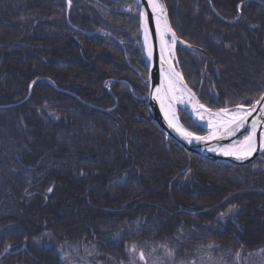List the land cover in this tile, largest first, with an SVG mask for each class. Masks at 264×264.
<instances>
[{"label": "trees", "instance_id": "16d2710c", "mask_svg": "<svg viewBox=\"0 0 264 264\" xmlns=\"http://www.w3.org/2000/svg\"><path fill=\"white\" fill-rule=\"evenodd\" d=\"M164 3L177 37L200 49L176 47L200 102L257 101L264 0ZM135 5L0 0V264H61L63 243L95 245L117 264L130 244L166 246L182 263L209 244L264 250V153L223 165L165 140L147 112Z\"/></svg>", "mask_w": 264, "mask_h": 264}, {"label": "water", "instance_id": "95a60500", "mask_svg": "<svg viewBox=\"0 0 264 264\" xmlns=\"http://www.w3.org/2000/svg\"><path fill=\"white\" fill-rule=\"evenodd\" d=\"M67 4L69 5V1ZM139 5V18H138V26H139V34L141 38V48L144 57V61L147 67V86L149 90V96L147 97V112L152 120V122L158 127V129L163 133L165 140H171L176 144L180 145L184 148L188 153L192 155L199 156L205 160H208L213 163L223 164V165H235V166H243L248 165L255 161L260 155L264 152L261 149V133H264V112H261V108L264 107V101H260L259 104L256 102L248 107L243 108L245 111H251V115L248 116L245 125L239 129L234 135L224 136L222 135V130L215 133L213 136H209L207 130L198 125L193 118L194 123L203 129L206 134L205 135H197L189 130H187L179 121L181 128L177 129L173 125L170 126L169 121L165 117L163 112V108L161 106V90L163 86V75L162 72L166 71L172 77L178 79L180 85L196 100L200 105H203L198 99V95L188 86L185 81L179 67L175 65V63L169 64L168 62L162 63L158 53V39L157 33L155 30V11L150 6V0H137ZM158 5H162L163 10L159 8L162 16L165 18L168 29L167 34L173 40V29L171 28L168 20V13L164 3V0H157ZM143 14V16H142ZM147 29V31H145ZM146 40L147 49L145 50L143 47V41ZM176 47H181L187 49L189 51H200L199 48L181 40L175 34V42H174V52ZM151 53V55H149ZM175 56V55H174ZM179 71V72H178ZM167 89V85L164 84ZM160 89V92L157 93V89ZM170 93V92H169ZM264 95V92L263 94ZM160 97L158 99L157 97ZM260 99V98H259ZM258 99V100H259ZM17 104L8 105L7 107H13ZM204 106V105H203ZM253 106L254 110H253ZM205 107V106H204ZM208 109L207 107H205ZM210 110V109H208ZM210 111H218V110H210ZM253 122L256 124V150L251 153V155L244 157L242 159H237L233 155H225L224 153H218L216 151L222 145H225L228 142L233 140H237L240 136H245L251 131V127ZM186 133H191V136H187ZM196 137H200L202 139H196ZM211 149V150H210Z\"/></svg>", "mask_w": 264, "mask_h": 264}, {"label": "rangeland", "instance_id": "374dc122", "mask_svg": "<svg viewBox=\"0 0 264 264\" xmlns=\"http://www.w3.org/2000/svg\"><path fill=\"white\" fill-rule=\"evenodd\" d=\"M168 38L172 40L169 35ZM174 63L176 64V56ZM233 143H237V141L233 140L224 146ZM46 239L47 241L49 240L48 237ZM197 250L196 257L192 262L182 263L175 261L174 253L166 246H137L130 244L127 246L126 264H264V250L251 253H221L212 244L200 247ZM170 252L172 255H169ZM57 253L61 264H117L115 260L106 256L95 245L73 246L68 243L58 244Z\"/></svg>", "mask_w": 264, "mask_h": 264}, {"label": "bare ground", "instance_id": "6f19581e", "mask_svg": "<svg viewBox=\"0 0 264 264\" xmlns=\"http://www.w3.org/2000/svg\"><path fill=\"white\" fill-rule=\"evenodd\" d=\"M157 21H159V27L157 25ZM154 23H155V30L158 39V53L160 60L162 61V63L168 62L169 64H172L174 63V59H175L174 43L173 40H170L168 38V34H167L168 24L165 18L162 16V13L160 12L159 8L155 10ZM162 44H163V48H162ZM143 47L145 50L147 49L146 40L143 41ZM163 80L164 82L161 90V99H163V112L165 114V110L168 111L169 116L167 120L169 121V119H172L173 121L172 125L177 129L181 128V125L179 123V118L177 115V107H181L186 111H188L190 116L193 118V120L198 125L204 127L207 130L209 136H213L214 133L219 132L217 131L218 126L223 121L229 119L231 113L238 111V109L228 110L229 115L226 116L222 110L210 111L206 109L204 106L203 108H200V104L196 100H194L193 97L180 85L177 77L174 78L166 71H164ZM164 84L167 85V89L164 86ZM22 102L23 101L16 103L17 104L16 106L22 104ZM7 106H3V107L7 108ZM167 141H171V140H167ZM222 146H223L222 148L220 146L219 148L216 149L218 153H224L222 149L225 148L226 146L224 145Z\"/></svg>", "mask_w": 264, "mask_h": 264}, {"label": "snow or ice", "instance_id": "6c2138e0", "mask_svg": "<svg viewBox=\"0 0 264 264\" xmlns=\"http://www.w3.org/2000/svg\"><path fill=\"white\" fill-rule=\"evenodd\" d=\"M69 3H70V0H69ZM150 6L153 8L154 11L158 7L161 9V11L163 10L162 5H158L157 0H150ZM157 25L159 27V21H157ZM145 31H147V29H145ZM174 42H175V34L173 33V43ZM162 48H163V44H162ZM149 55H151V53H149ZM162 75H163V72H162ZM156 91L157 93H159L160 89L158 88ZM157 98L160 99L159 96ZM260 101H264V95H262L260 99L256 101V103L259 104ZM161 105L163 108V99H161ZM237 107L239 110L237 112L231 113L230 118L223 121L217 128V131L222 130V135L224 136L234 135L239 129H241L245 125L248 116L251 115V111H245L239 105ZM254 107L255 106H253V110H254ZM200 108H203V105H200ZM222 111L225 113L226 116L229 115V112L227 109H224ZM261 112H264V107L261 108ZM165 116L166 118H168L169 116V113L167 110H165ZM172 123H173L172 119H169L170 126H172ZM256 131H257L256 124L255 122H253L251 131H249L248 134L244 136L242 141L230 144L226 146L225 148H223L222 151L224 152L225 155H233L237 159H242L244 157L251 155V153L256 150V143H255ZM186 135L191 136V133H186ZM196 139H202V138L196 137ZM261 149L264 150V133H261ZM48 191L51 192L52 189L49 188ZM169 255H172V253L170 252ZM141 257H142V254H141Z\"/></svg>", "mask_w": 264, "mask_h": 264}, {"label": "flooded vegetation", "instance_id": "af4514ba", "mask_svg": "<svg viewBox=\"0 0 264 264\" xmlns=\"http://www.w3.org/2000/svg\"><path fill=\"white\" fill-rule=\"evenodd\" d=\"M98 3H100L101 5H103V3L102 2H100V1H97Z\"/></svg>", "mask_w": 264, "mask_h": 264}]
</instances>
